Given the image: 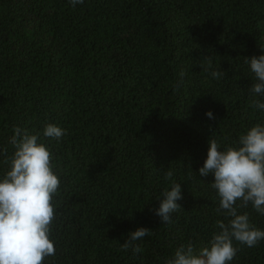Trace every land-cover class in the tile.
<instances>
[{
	"label": "trees",
	"instance_id": "1",
	"mask_svg": "<svg viewBox=\"0 0 264 264\" xmlns=\"http://www.w3.org/2000/svg\"><path fill=\"white\" fill-rule=\"evenodd\" d=\"M262 49L264 0H0V174L14 128L67 130L44 140L62 181L45 264H165L206 246L223 217L198 169L209 139L228 145L261 119L245 58ZM168 170L182 209L162 225ZM139 227L151 231L134 255L122 244ZM238 247L232 264H264V242Z\"/></svg>",
	"mask_w": 264,
	"mask_h": 264
},
{
	"label": "clouds",
	"instance_id": "2",
	"mask_svg": "<svg viewBox=\"0 0 264 264\" xmlns=\"http://www.w3.org/2000/svg\"><path fill=\"white\" fill-rule=\"evenodd\" d=\"M68 3L75 8L85 0ZM245 62L253 80L249 107L261 119L228 145L209 139L206 159L198 169L199 177H213L209 186L219 198L216 211L223 219L216 221L206 246L181 245L165 264H232L240 250L238 245L254 248L264 242V228L252 223L249 212L240 211L250 206L264 216V54L245 58ZM210 75L219 79L223 73L212 70ZM205 116L215 119L212 110ZM66 134V129L54 123L37 132L13 129L9 142L14 151L8 170L0 174V264H45L48 257L56 255L52 226L57 216L55 197L62 181L44 140L59 143ZM173 177L171 170L164 173L168 186L162 188L156 198L159 207L153 210L162 225L171 224L172 216L182 209V183ZM150 231L139 227L130 232L123 249L139 254L141 248L136 242Z\"/></svg>",
	"mask_w": 264,
	"mask_h": 264
}]
</instances>
